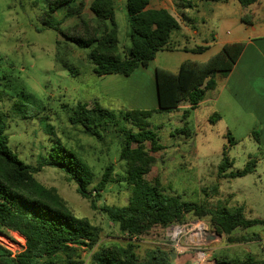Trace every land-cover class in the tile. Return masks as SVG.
I'll return each instance as SVG.
<instances>
[{
  "label": "trees",
  "instance_id": "obj_1",
  "mask_svg": "<svg viewBox=\"0 0 264 264\" xmlns=\"http://www.w3.org/2000/svg\"><path fill=\"white\" fill-rule=\"evenodd\" d=\"M175 1L190 5V0ZM236 1L243 7L259 2ZM47 2L43 25L55 30L79 49L88 51L92 72L97 77H130L140 67L148 68L159 52L175 50L172 34L181 26L167 10H148L150 0L126 2L131 42L126 52H122L119 46L115 0H92L89 11L94 19H86L82 15L84 3L74 8L75 0ZM61 8L67 11L66 20L77 18L80 23L72 28H63V24L53 18ZM242 21L250 24L245 17ZM245 47V43L227 44L206 62L184 63L178 73L156 68L158 109L124 111L121 120L129 125L128 128H119L111 110L97 99L91 103L81 102L72 111L69 122L73 126H81L98 142H103L107 134H121L118 135L122 145L120 161L125 164L126 189L130 192L125 206H97V198L113 182V164L106 167L100 180H96L90 165L60 141L53 144L49 155L42 158L38 165L22 160L9 146L6 134L8 115L0 109V227L4 231L19 233L26 241L23 250L15 256L0 244V264H175L172 255L160 247L141 258L137 252L138 242L155 227L167 229L185 225L190 220L209 219L211 230L229 236L230 244L249 242L245 238L236 240L230 236L237 229L247 230L264 225V220L248 219L243 208L234 212L226 209L215 211L206 204L183 201L166 193L159 180L149 181L146 178L152 164L146 143H150L151 152L163 149L157 134L159 128L150 123L153 115L174 113L183 103L190 105L183 115L185 125L176 129V134L194 136L195 131L187 123L190 113L204 101L209 91L216 88L217 77L230 75ZM205 50L206 47H198L192 51L203 53ZM67 69L75 75L80 74L78 69ZM219 118L215 114L210 122L215 124ZM253 137L260 142L259 132L254 131ZM230 139L232 145L237 143L232 137ZM232 166L225 152L219 168L220 175L226 174ZM254 166L255 163L250 162L242 171L226 177H244L251 173ZM45 167L59 169L69 182L75 183L78 194L90 200L94 210H101L108 221L117 226L123 242L103 241L101 227L88 218L75 216L56 188L39 182L36 176ZM84 252L88 253V261L83 257ZM185 254L177 257L182 258ZM195 259L196 254L184 261L185 264H192ZM216 264H264V259L258 260L251 254L243 260L240 257H216Z\"/></svg>",
  "mask_w": 264,
  "mask_h": 264
},
{
  "label": "rangeland",
  "instance_id": "obj_2",
  "mask_svg": "<svg viewBox=\"0 0 264 264\" xmlns=\"http://www.w3.org/2000/svg\"><path fill=\"white\" fill-rule=\"evenodd\" d=\"M36 1L37 4L35 0H0V109L8 115L9 146L26 163L36 166L49 155L53 144L60 141L90 165L96 180H100L106 167L113 164V182L101 197H96L97 206H125L130 192L126 189L125 164L120 161L122 145L118 135L121 134H107L103 142H98L81 126H73L69 118L79 103L97 99L111 110L119 128H128L129 125L121 120L124 111H152L158 107L154 70L139 68L130 77L100 79L92 72L88 51L79 49L55 30L45 28L48 2ZM64 10L61 8L58 12L59 18L63 17ZM121 19H118L120 41L129 43L128 19ZM75 24V19H68L63 28H72ZM73 34L77 36L76 31ZM68 67L78 69L80 74H73ZM207 112L206 107L201 109L190 121L189 127L195 131L191 137L176 134V129L185 125L182 111L153 115L150 123L159 128L157 134L163 149L151 152L150 143H146L152 161L147 180H159L166 193L183 201L206 204L215 211L234 212L243 208L247 218L264 217V185H254L251 179L219 180L224 153L231 152L228 158L239 168L243 152L251 151L252 144L256 146L254 141L232 145L231 136L224 134L222 125L205 122ZM36 178L45 186L56 188L75 216L88 218L101 227L103 241L123 242L117 226L108 221L101 210H94L90 200L82 198L77 185L69 182L59 169L45 167ZM199 221L218 237L219 234L211 230L209 219L190 220L173 231L171 227H155L138 242V254L145 258L147 252L160 247L172 255L173 263L185 264L184 260L199 250L200 245L195 243H204L199 229L193 226ZM254 229L264 230V227ZM0 230L4 231L1 227ZM4 232L16 241L0 235L12 250H21L26 244L20 234ZM228 238L225 235L222 243L216 245H230ZM229 252L235 250L229 249L223 254ZM184 253L182 258L177 257ZM83 257L88 261L87 252Z\"/></svg>",
  "mask_w": 264,
  "mask_h": 264
},
{
  "label": "crops",
  "instance_id": "obj_3",
  "mask_svg": "<svg viewBox=\"0 0 264 264\" xmlns=\"http://www.w3.org/2000/svg\"><path fill=\"white\" fill-rule=\"evenodd\" d=\"M91 1L75 0L73 7L78 8L84 3L82 15L86 19H94L89 11ZM126 2L127 0H115L117 25L119 17L124 21L128 19ZM189 3L190 5L175 0H150L148 10H167L179 22L181 29L172 34L175 50L159 52L149 67L154 70L153 74L158 67L178 73L184 63L206 62L227 44H246L234 70L226 78L220 76L216 78V88L209 91L204 101L190 113L187 123L189 124L197 113L206 107L208 112L204 120L207 124H212L210 119L218 114L220 118L213 125H222L224 134H229L237 145L245 140L254 141L256 146L252 144L251 151L243 152L244 159L239 168H236L235 161L229 158L233 166L226 174L220 175L219 180L251 179L254 185H264V0H259L250 7H243L236 0H190ZM34 4H37L36 0ZM85 10L90 13L89 17L85 15ZM59 11L60 9L54 13L53 18L64 24L67 21L65 19L67 11H63L62 18L57 16ZM244 17L250 21V24L242 21ZM72 19H75L76 24L80 23L77 18ZM118 29L120 50L126 52L130 49L131 43L120 41L119 25ZM198 47H206V50L203 53L192 51ZM106 77L109 76L99 78ZM189 109L190 105L183 103L176 112L182 111L184 115ZM254 131L260 133L259 143L253 137ZM228 155L231 156V152ZM250 162L255 163L250 174L235 179L226 177L230 173L242 171ZM248 219L264 220V217L258 215ZM257 226L264 227V225ZM254 227L247 230L237 229L230 236L236 240L248 239L249 242L246 243L216 245L217 242L222 243L225 237L218 235V237H205L204 243H195V245H200L197 249L208 252L210 264H216V257L239 256L243 260L249 254L261 260L264 259V230H255ZM229 249H234L235 252L223 254Z\"/></svg>",
  "mask_w": 264,
  "mask_h": 264
},
{
  "label": "built area",
  "instance_id": "obj_4",
  "mask_svg": "<svg viewBox=\"0 0 264 264\" xmlns=\"http://www.w3.org/2000/svg\"><path fill=\"white\" fill-rule=\"evenodd\" d=\"M194 227L198 228L199 229V235L205 239V237H208V236H216L215 233H211L208 231V228L206 226L205 223H201L200 221L199 222H196L194 223L193 225ZM178 226H172L170 230H177ZM9 232V231H8ZM14 233H17V232H14ZM198 233V232H197ZM19 234V233H18ZM0 235L9 239L10 241L12 242H16L13 238H11L8 234L4 233V231H1L0 230ZM23 237V236H22ZM0 244L2 246H4L5 248H7L8 250H10L13 255L15 256L17 253H19L20 251L23 250V248L25 247V244L23 245L22 249L21 250H18V251H14L12 250V248L9 246L8 242H4L3 240L0 239ZM196 254V259L195 261L192 263V264H210V261H209V255H208V252L204 249H199L198 251L195 252Z\"/></svg>",
  "mask_w": 264,
  "mask_h": 264
},
{
  "label": "water",
  "instance_id": "obj_5",
  "mask_svg": "<svg viewBox=\"0 0 264 264\" xmlns=\"http://www.w3.org/2000/svg\"><path fill=\"white\" fill-rule=\"evenodd\" d=\"M214 237V236H213Z\"/></svg>",
  "mask_w": 264,
  "mask_h": 264
}]
</instances>
